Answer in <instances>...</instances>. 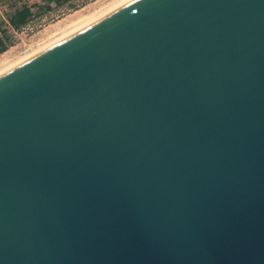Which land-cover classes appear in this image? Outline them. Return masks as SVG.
Returning a JSON list of instances; mask_svg holds the SVG:
<instances>
[{
	"label": "water",
	"instance_id": "obj_1",
	"mask_svg": "<svg viewBox=\"0 0 264 264\" xmlns=\"http://www.w3.org/2000/svg\"><path fill=\"white\" fill-rule=\"evenodd\" d=\"M0 264H264V0H123L0 69Z\"/></svg>",
	"mask_w": 264,
	"mask_h": 264
},
{
	"label": "rangeland",
	"instance_id": "obj_2",
	"mask_svg": "<svg viewBox=\"0 0 264 264\" xmlns=\"http://www.w3.org/2000/svg\"><path fill=\"white\" fill-rule=\"evenodd\" d=\"M46 1L1 0L0 37H2V31L5 30L10 40L7 48L0 53V69L50 43L123 0H67L59 6L51 3V10L38 11L37 15L19 30L10 28L7 21L13 11L24 5L44 6Z\"/></svg>",
	"mask_w": 264,
	"mask_h": 264
},
{
	"label": "trees",
	"instance_id": "obj_3",
	"mask_svg": "<svg viewBox=\"0 0 264 264\" xmlns=\"http://www.w3.org/2000/svg\"><path fill=\"white\" fill-rule=\"evenodd\" d=\"M67 0H47L46 5H35L33 7L24 5L20 9L13 11L8 17V25L12 30H19L21 27L26 25L29 21H31L38 11L45 12L51 10V2L55 4V6H59ZM35 10V11H34ZM2 37H0V53L3 52L7 48V44L9 43L10 37L7 35L6 31H2Z\"/></svg>",
	"mask_w": 264,
	"mask_h": 264
},
{
	"label": "crops",
	"instance_id": "obj_4",
	"mask_svg": "<svg viewBox=\"0 0 264 264\" xmlns=\"http://www.w3.org/2000/svg\"><path fill=\"white\" fill-rule=\"evenodd\" d=\"M3 1V0H2ZM0 3H1V0H0ZM52 3V2H51ZM51 5V4H50ZM55 5V4H54Z\"/></svg>",
	"mask_w": 264,
	"mask_h": 264
},
{
	"label": "bare ground",
	"instance_id": "obj_5",
	"mask_svg": "<svg viewBox=\"0 0 264 264\" xmlns=\"http://www.w3.org/2000/svg\"><path fill=\"white\" fill-rule=\"evenodd\" d=\"M17 60V59H16ZM13 62V61H12ZM9 64V63H8ZM2 69V68H1Z\"/></svg>",
	"mask_w": 264,
	"mask_h": 264
}]
</instances>
